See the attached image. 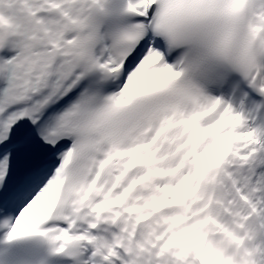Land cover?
I'll return each instance as SVG.
<instances>
[{
  "label": "snow or ice",
  "instance_id": "1",
  "mask_svg": "<svg viewBox=\"0 0 264 264\" xmlns=\"http://www.w3.org/2000/svg\"><path fill=\"white\" fill-rule=\"evenodd\" d=\"M0 264H264V0H0Z\"/></svg>",
  "mask_w": 264,
  "mask_h": 264
}]
</instances>
